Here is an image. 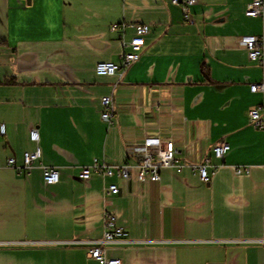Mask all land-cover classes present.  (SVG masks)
Here are the masks:
<instances>
[{"label":"crops","instance_id":"1","mask_svg":"<svg viewBox=\"0 0 264 264\" xmlns=\"http://www.w3.org/2000/svg\"><path fill=\"white\" fill-rule=\"evenodd\" d=\"M252 1L198 0L190 24L173 0H0V264H99L90 251L106 211L128 232L103 245L122 264H264V135L249 120L264 67L240 45L263 32L245 14ZM136 25L150 27L140 60L123 77L97 76V63H122ZM35 128L42 158L10 169L9 158L23 165L36 149ZM157 136L174 141L186 168L140 182L142 153L130 148ZM222 142L224 161L212 150ZM206 158L209 183L191 168ZM127 161L128 181L79 176ZM45 168L58 169L57 184Z\"/></svg>","mask_w":264,"mask_h":264},{"label":"built area","instance_id":"2","mask_svg":"<svg viewBox=\"0 0 264 264\" xmlns=\"http://www.w3.org/2000/svg\"><path fill=\"white\" fill-rule=\"evenodd\" d=\"M173 3L180 5L183 9V18L187 23H194L192 19V8L198 4V0H173ZM246 16L249 18H259L263 21V32L260 35H247L240 39V45L247 51L250 61L264 67V0H253L246 9ZM123 30L126 24H122ZM117 26L113 27L115 30ZM150 27L147 25H136V36L126 42L122 36L124 52L122 54V63L116 64L113 62H99L96 65L95 73L97 76L117 75L123 77L129 67L137 63L141 58V51L145 45V36L149 33ZM128 49V51H126ZM252 93H264V82L252 84L250 86ZM103 112L102 119L107 123H112L115 117L114 103L111 96L102 98ZM249 120L253 128L260 131L264 135V100L256 107L249 111ZM7 134V126L5 123H0V141ZM31 140L36 143V149L24 154L23 165H18L15 158L8 159V167L14 171L20 172L23 170L31 171L36 162L42 158V149L39 146L40 137L38 130L35 128L31 131ZM230 145L227 142L217 144L212 150L218 159L225 160V156L230 150ZM131 151H139L142 153V161L138 165V179L140 182L150 180L157 182L161 180V173L164 169H174L177 173H182L186 165L180 163L178 159L179 150L173 140H165L162 137H154L146 139L141 145L133 146ZM210 160L206 158L199 163H193L191 168L199 174L203 183H209L212 174L209 172L211 168ZM133 165L130 162H125L121 165L109 166L95 162L89 167H85L80 172L81 179H89L93 174L101 175L102 177L118 176L124 181L131 178V170ZM218 168V167H217ZM250 167H236V174H249ZM43 180L48 185L57 184L60 180V173L55 168H45ZM120 188L117 184H110L107 187L109 195H117ZM103 241L98 243L91 249L93 259L99 264H122L120 259H109L106 257L103 250V245L111 243L121 238H125L128 232L119 226L116 215L106 211L103 218Z\"/></svg>","mask_w":264,"mask_h":264},{"label":"trees","instance_id":"3","mask_svg":"<svg viewBox=\"0 0 264 264\" xmlns=\"http://www.w3.org/2000/svg\"><path fill=\"white\" fill-rule=\"evenodd\" d=\"M2 43H3V42H2ZM203 71H205V69H204Z\"/></svg>","mask_w":264,"mask_h":264}]
</instances>
